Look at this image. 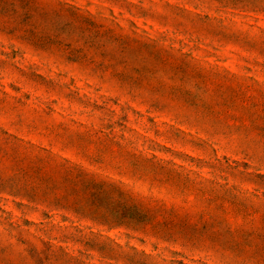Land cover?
<instances>
[{"label":"rangeland","instance_id":"rangeland-1","mask_svg":"<svg viewBox=\"0 0 264 264\" xmlns=\"http://www.w3.org/2000/svg\"><path fill=\"white\" fill-rule=\"evenodd\" d=\"M0 264H264V0H0Z\"/></svg>","mask_w":264,"mask_h":264}]
</instances>
